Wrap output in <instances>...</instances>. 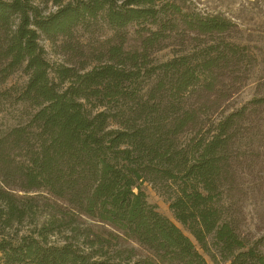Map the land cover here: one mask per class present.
I'll return each instance as SVG.
<instances>
[{
	"label": "trees",
	"instance_id": "16d2710c",
	"mask_svg": "<svg viewBox=\"0 0 264 264\" xmlns=\"http://www.w3.org/2000/svg\"><path fill=\"white\" fill-rule=\"evenodd\" d=\"M235 28L171 0H0V223L49 209L0 264H264L242 230L264 198V52Z\"/></svg>",
	"mask_w": 264,
	"mask_h": 264
},
{
	"label": "rangeland",
	"instance_id": "374dc122",
	"mask_svg": "<svg viewBox=\"0 0 264 264\" xmlns=\"http://www.w3.org/2000/svg\"><path fill=\"white\" fill-rule=\"evenodd\" d=\"M189 12H197L201 15H220L233 23L235 28L234 37L236 42L261 48L264 52V0H171ZM41 45L48 53V60L51 63L61 62V57L52 52L47 42L41 40ZM256 52V51H254ZM258 54V53H257ZM171 49H165L154 55L158 62H164L172 58ZM51 77L53 75L51 74ZM257 74H253L249 81L241 88L228 104L229 110L238 109L254 96L255 82ZM13 81H20L15 78ZM9 118L0 120L1 125L8 124ZM141 189L147 197L149 204L154 205L157 212L174 223L192 242L191 236L175 222L168 208V203L160 197L149 184L144 183ZM261 192H264V185ZM247 201L244 209V221L242 223L243 234L250 239H256L264 235V198L254 195ZM45 201L38 199V207L34 214L26 218L21 224L14 223L11 227L5 228L0 223V240L12 243L24 236L29 235L35 228H39L46 221L48 208L44 206ZM85 226H90L94 232H98L99 226L94 222L84 220ZM53 233L48 237V241L57 244L69 236V232L64 227L56 226ZM195 244V243H194ZM201 253V251H199ZM207 263L210 264L208 258Z\"/></svg>",
	"mask_w": 264,
	"mask_h": 264
}]
</instances>
